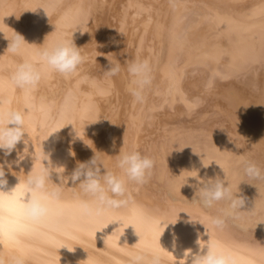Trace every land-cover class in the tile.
I'll return each mask as SVG.
<instances>
[{
    "label": "bare ground",
    "instance_id": "obj_1",
    "mask_svg": "<svg viewBox=\"0 0 264 264\" xmlns=\"http://www.w3.org/2000/svg\"><path fill=\"white\" fill-rule=\"evenodd\" d=\"M17 33L21 55L7 52ZM64 39L86 58L75 75L50 72L27 93L13 84L23 58ZM136 59L152 72L133 103ZM0 109L21 111L27 131L10 154L0 149L4 190L16 187L0 207V264H191L209 239L237 264H264V181H246L241 164L264 170V0H0ZM77 134L112 171L121 148L154 159L124 206L82 210L91 197L68 177L95 153ZM33 167L62 191L38 224L22 208ZM217 176L245 201L219 228L211 220L226 202L205 208L196 195Z\"/></svg>",
    "mask_w": 264,
    "mask_h": 264
},
{
    "label": "clouds",
    "instance_id": "obj_2",
    "mask_svg": "<svg viewBox=\"0 0 264 264\" xmlns=\"http://www.w3.org/2000/svg\"><path fill=\"white\" fill-rule=\"evenodd\" d=\"M8 39L10 45L7 52L21 55L25 42L24 37L17 33ZM85 60V56L80 47L76 46L74 40H59L39 50L36 58H23L12 73L11 80L17 88L27 93L37 87L50 72L57 73L64 78L72 77ZM109 62L111 66L106 70L105 75L116 76L120 73L121 67L119 63H114L111 60ZM127 71L130 76L127 92L133 98V103L143 102L144 91L151 84L152 69L149 61L136 59L128 64ZM26 108H30V106L26 105ZM25 133H27L25 115L21 111L0 109V149H4L6 153L10 154L16 145L24 139ZM78 137L85 141L86 146L93 147V144L88 143L84 137L79 135ZM237 146L239 147V145ZM93 151L94 156L89 161L79 163L68 177V180L70 179L74 185L79 181L78 186L81 191L91 197V202L82 201L80 205L82 210L88 214L92 213L93 207L99 212L106 208L124 206L127 203L129 183L137 185L146 183L155 167V161L150 156L143 155L135 149L125 151L121 148L119 154L116 155L115 163V168L119 171H112L107 168L94 147ZM194 152L196 151L194 150ZM37 158L39 157H35V160ZM215 162L226 173L224 166L219 161ZM241 164L244 174L248 178L246 181H264V170L257 164L245 159L241 160ZM204 166L208 165L204 164ZM102 167L106 169L103 173ZM51 174L46 167H41L38 171L33 167L24 181L23 216L32 223L42 222L50 213L51 203L61 198V188L49 184ZM4 177L5 173L0 168V207L4 204L5 195H14L16 189L15 187L11 192L5 191L7 180ZM191 177L196 178L197 176ZM251 184L256 185L255 183ZM26 194H29L27 200H25ZM196 195L205 208H212L221 201L226 202L227 206L221 209V214L212 218L211 222L214 226L222 227L227 218L240 219L239 213L245 203L244 199L237 193H233L231 186L229 184L226 186L224 180L218 176L215 179L207 180V183L203 182V186L198 188ZM197 243L199 244V241ZM205 248L206 251L192 255L191 264H237L236 257L221 248L215 241L209 239L203 249ZM13 264H23V260L13 258Z\"/></svg>",
    "mask_w": 264,
    "mask_h": 264
}]
</instances>
